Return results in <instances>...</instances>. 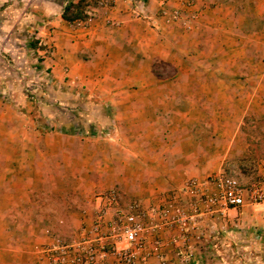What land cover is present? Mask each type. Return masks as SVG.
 <instances>
[{"label": "crops", "instance_id": "0c3cea01", "mask_svg": "<svg viewBox=\"0 0 264 264\" xmlns=\"http://www.w3.org/2000/svg\"><path fill=\"white\" fill-rule=\"evenodd\" d=\"M29 1L32 3L25 10V20L34 22L26 25L37 29L36 42L29 44L26 55L10 52V60L17 70H24L27 61L38 57L39 73L47 74L52 86L82 95V101L110 106L114 132L109 137L100 134L92 139L75 134V129L68 135L41 132L29 115L31 102L22 93L20 75L24 72L11 74V66L4 61L11 76L0 85V205H4L0 218L10 211L12 198L31 193V189L37 192V198L45 180L50 182L48 174L60 168L72 186L76 181V187L82 190L81 202L88 204L82 210L83 216L80 212L68 214L77 227L76 240L92 225L97 196L114 190L122 208L123 202L137 203L139 218L149 227L159 226L147 242L155 238L162 241L160 253L167 264H198L197 259L200 264H216L215 259H206L207 252L221 249L220 244L212 242L214 236L236 227L257 242L242 246L246 250L243 264H254L250 257L264 253V204L227 209L225 228L213 223L218 219L202 210L194 216V226H188V234L176 225H165L174 216L175 207L189 214L190 204H198L204 195L214 192L207 186L210 177L221 172L230 176L228 165L236 162L237 168L232 171L242 175L243 161L253 158L242 143L241 125L246 116L264 114V73L258 71L253 77L258 81L253 84L249 69L241 78L232 67L218 65L220 59L233 56L222 47L223 40L230 39L224 36L230 32L222 28L230 22L236 26L230 19L241 9L236 0H192V11L198 16L190 23V11L184 8L176 23H165L160 16L162 6L169 10L181 8L189 0H170L166 4L164 0H146L144 7L140 0H86L87 10L96 12L86 26L62 19L65 5L79 0ZM196 43L203 46L206 55L203 50L196 51ZM198 59L208 67L191 65ZM161 62L159 65L170 64L172 69L156 66ZM237 81L248 83L240 85ZM191 92L193 99L187 96ZM198 93L202 95L196 98ZM204 93L211 94V98L204 97ZM20 107H26V112ZM207 113L214 119L211 123H216L204 129ZM241 145L244 149L238 152ZM43 151H48L47 155L59 152L62 164L49 170ZM255 165L254 174L261 181L264 156ZM190 179L198 183L193 193L184 192ZM55 183L58 181L53 180L51 185ZM26 202H34L32 194ZM38 202L42 201L35 204ZM198 231L212 241L202 238L190 242ZM185 245L191 247L192 254L195 250L198 254L189 263L178 257L186 253ZM139 256L149 264H158L149 249ZM107 264H113L112 260L108 259Z\"/></svg>", "mask_w": 264, "mask_h": 264}, {"label": "rangeland", "instance_id": "374dc122", "mask_svg": "<svg viewBox=\"0 0 264 264\" xmlns=\"http://www.w3.org/2000/svg\"><path fill=\"white\" fill-rule=\"evenodd\" d=\"M235 2L238 4V8L241 7L239 11L234 12L233 17L230 16L232 21L235 20L236 26H232V22H230L228 27L222 28V30L225 29L230 32L229 35L227 33L224 34V36H229L230 39L227 42L223 40L222 47L232 52L233 56L230 59H220L218 65L224 68L232 67L233 71L238 72L237 76H241V78L249 69L250 76H252L251 82L253 83V81H258L257 79L253 80L258 71H263L262 73H264V0H236ZM28 3H32V1L0 0V85L5 81V78L9 79L11 76L7 72L8 68L4 67V61L11 66V74L16 71L24 72V74L20 75L23 78L21 81L23 83V87L21 86L23 89L22 93H25L26 98L31 102V108H28V110L31 109L29 115L33 116V124L41 132H59L68 135L72 134L75 129V134H80L79 136L90 139L100 134L106 137L111 136L114 132L112 123L114 111L110 106L106 107L99 102L82 101L80 99L83 97L82 95H79V97L52 86L49 76L39 73L41 68L36 61L38 57L32 58V60L35 59L33 62L27 61L26 66L23 67L24 70H17L18 66L14 65L10 60L8 56L10 52H14L17 55L18 53L26 55L28 53H25V51L29 44L36 42L34 38L37 36V29L27 26L29 23L34 22L25 20L27 19L25 10ZM228 5L226 4L225 6ZM86 11H88L87 8H85L84 17L76 20L75 24L86 26L82 24L86 18ZM77 28L80 27L77 26ZM210 34L211 32L209 31L207 35L210 36ZM195 45L198 46L196 51L203 50V54L206 55L202 45L199 43ZM226 50H223V53L227 56ZM30 53L32 55L33 52ZM159 64H162V62L156 63V66L159 68L163 67L166 71L172 69L170 64L163 66ZM191 65L201 68L208 67L207 63L200 62V59L195 60L194 64L192 61ZM187 67L189 66L187 65ZM163 69L161 71H164ZM18 84L20 85L21 83H17V86ZM236 84L243 85L240 81H237ZM176 94L173 93V95ZM192 94L193 92L188 93L187 96L193 99L191 97ZM204 94V97L211 98V94ZM201 95L202 93H198L195 94V97L197 98ZM20 108L26 112V107ZM187 110H191V108ZM203 116H205L204 113ZM206 116L208 120L202 125L204 129L210 125L212 127L216 123H211L213 119L211 114L207 113ZM73 126L75 127L73 128ZM241 132L244 138L242 143L247 145V151L252 154L253 158L249 157L248 160L243 161L242 165L244 166L242 169L244 171L240 173L242 175H238L237 171L236 173L232 171V169L237 168V162L228 165V174L235 180L237 179L236 181L241 186H246L245 183L248 181L250 183L260 182L258 180L259 176H256L254 172H257L256 160L264 156V114L261 116H246L242 121ZM243 145L237 148L238 152L243 151ZM43 152L45 154L44 164L49 166V170L55 164H62L60 161L61 157L57 154L59 152H54L56 153L54 155H47L48 151ZM235 157L238 158L239 155L235 154ZM62 175L60 168L56 172L49 173L47 180L50 182L45 180L43 188L37 194V198L34 197L37 192H34L33 189H31V193L22 195V197L18 195L12 198L10 211L4 219H2V216L0 218V263L45 264L42 258H39L40 255L35 250L36 246L46 244L54 237H59L66 241L75 238L77 227H75V223L70 221L68 214L80 212L81 216H83L82 210L86 207L88 208V204H86V201H83L84 204L81 202L82 190L76 187V181H74L75 184L73 183L72 186V183L67 180V175ZM53 180H57L58 183L51 185ZM31 194L34 202H26V199ZM38 199L42 202L35 204L36 201H39ZM122 204L125 209H128L130 205L129 201ZM2 207L4 205H0V213H2ZM225 219L222 217L213 221V223L225 228L227 227ZM240 229L242 228L236 227L234 230H221L218 236H214V241L210 237H206L208 241L211 240L214 244L218 243L221 247L220 251L217 249L216 251L207 252L206 259L208 261L215 259L216 264H243L246 250L244 251L242 246H245L249 241H256L253 240V236L244 235ZM201 233L202 231H198L196 235L193 234V240L190 242H200L202 238H205L202 237ZM196 254L197 250L194 251V254H192L191 250V255L185 253L178 257L182 261L189 263ZM252 256L250 258H253L254 264H264V253H254ZM260 256L262 259H260ZM196 261L200 264L199 259Z\"/></svg>", "mask_w": 264, "mask_h": 264}, {"label": "built area", "instance_id": "2783aa9c", "mask_svg": "<svg viewBox=\"0 0 264 264\" xmlns=\"http://www.w3.org/2000/svg\"><path fill=\"white\" fill-rule=\"evenodd\" d=\"M168 1L170 0H164V3ZM193 7L192 0L182 3L181 8L171 10L164 5L160 16L165 23H176L182 18L181 11L184 8L190 11L187 20L195 21L198 13L192 11ZM95 13L93 9L86 11L82 24H89L95 18ZM207 184L214 188V192L204 195L198 204H190L189 214L184 209L175 207L174 216L170 221L166 220L165 225H176L185 234L188 226H194V216L201 214L200 210L205 215L220 219L229 208L264 204V178L259 183L241 186L234 178L221 172L210 177ZM197 186V181L190 179L185 184L184 192L193 193L197 191ZM140 213L139 204L132 203L125 210L121 207L119 195L114 190L106 191L97 196L92 225L79 240L66 241L54 237L48 243L36 246L35 250L46 264H107L108 259L113 264H149L146 258L139 256L149 249L158 264H167L160 253L162 241L155 238L147 242L148 236L159 226L149 227L139 218ZM184 248L191 255V247L185 245Z\"/></svg>", "mask_w": 264, "mask_h": 264}, {"label": "trees", "instance_id": "16d2710c", "mask_svg": "<svg viewBox=\"0 0 264 264\" xmlns=\"http://www.w3.org/2000/svg\"><path fill=\"white\" fill-rule=\"evenodd\" d=\"M146 0H140V5L144 7ZM87 7L86 0H79L76 4L69 2L65 5L62 12V19L67 22H74L84 17V11Z\"/></svg>", "mask_w": 264, "mask_h": 264}]
</instances>
